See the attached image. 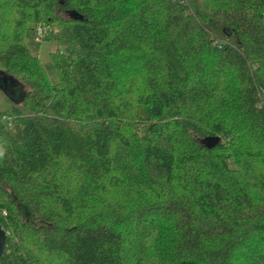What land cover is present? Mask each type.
<instances>
[{
	"label": "trees",
	"instance_id": "obj_1",
	"mask_svg": "<svg viewBox=\"0 0 264 264\" xmlns=\"http://www.w3.org/2000/svg\"><path fill=\"white\" fill-rule=\"evenodd\" d=\"M2 82L0 264H264V0H0Z\"/></svg>",
	"mask_w": 264,
	"mask_h": 264
},
{
	"label": "rangeland",
	"instance_id": "obj_2",
	"mask_svg": "<svg viewBox=\"0 0 264 264\" xmlns=\"http://www.w3.org/2000/svg\"><path fill=\"white\" fill-rule=\"evenodd\" d=\"M61 25L57 22H49L47 21H31L29 25L26 26L25 29V39L30 45L31 52L36 55L41 56L42 64L45 66L47 72L49 73L50 79L52 82H56L59 80V73L55 63L52 60L51 51L56 49L57 41L51 37L55 35L60 30ZM143 82L142 77L140 80L134 84L135 90L136 88H141V83ZM121 85V84H120ZM129 90V86L127 87ZM20 95L19 90L16 88L0 87V110L5 112H10L11 100L10 98L18 99ZM121 95H124L121 93ZM17 96V97H16ZM65 170L66 172H71V166L68 162H65ZM68 181H70L68 179ZM118 193L117 195H120ZM123 198V195L121 194ZM111 199H116L113 197Z\"/></svg>",
	"mask_w": 264,
	"mask_h": 264
},
{
	"label": "water",
	"instance_id": "obj_3",
	"mask_svg": "<svg viewBox=\"0 0 264 264\" xmlns=\"http://www.w3.org/2000/svg\"><path fill=\"white\" fill-rule=\"evenodd\" d=\"M225 31L227 34H231V31L229 29L225 28ZM12 82H10V83H12ZM0 86L4 87L6 89H7V87H9L10 89L12 88V86L7 84V82L0 83ZM209 138L210 139L207 140V143L209 146H212L215 143H217L221 137L218 135H215V136H211ZM7 236H8V231L4 228V226L2 225L1 220H0V257L2 256V254L4 253V251L6 249Z\"/></svg>",
	"mask_w": 264,
	"mask_h": 264
}]
</instances>
